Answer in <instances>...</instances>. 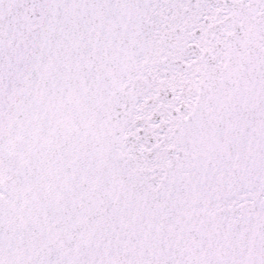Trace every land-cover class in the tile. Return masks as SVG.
Returning a JSON list of instances; mask_svg holds the SVG:
<instances>
[{"label":"water","instance_id":"obj_1","mask_svg":"<svg viewBox=\"0 0 264 264\" xmlns=\"http://www.w3.org/2000/svg\"><path fill=\"white\" fill-rule=\"evenodd\" d=\"M0 264H264V0H0Z\"/></svg>","mask_w":264,"mask_h":264}]
</instances>
